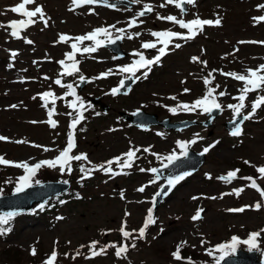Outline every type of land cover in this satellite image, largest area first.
Instances as JSON below:
<instances>
[{
    "label": "rangeland",
    "instance_id": "obj_1",
    "mask_svg": "<svg viewBox=\"0 0 264 264\" xmlns=\"http://www.w3.org/2000/svg\"><path fill=\"white\" fill-rule=\"evenodd\" d=\"M14 1L0 0V7L6 4L7 8V10L0 9L3 13L1 18L5 22L16 16L8 9ZM144 2L158 6L162 0H144ZM37 3L43 6L51 19L50 26L43 31H41L43 24L38 23L22 33L24 36L35 34V37H32L33 46L24 45L22 40H0V55L3 59L0 63V135L8 137L10 141L31 142L17 144L0 141V155L11 161H28L30 164L58 155V150L63 149L67 143L70 131L67 121L70 117L65 113L71 109L63 101H57L56 104L58 115L53 117L59 122L56 129H52L47 123H31L48 119L47 110L41 106L42 101L37 96L38 91L46 87H54L56 92L58 91L52 82V76L57 74L56 70L50 64L45 66L49 57L47 50L50 54L56 52V48L53 47L54 33L51 34L53 26L51 22L59 17L55 21L56 26L69 27V30L81 31V33L89 25L86 22V15L82 14L85 9L77 12L69 11L68 0H37ZM262 3L264 0H196L195 7L189 5L196 15H206L214 20L218 14L222 18L220 26L209 27L206 37L200 38L193 45L182 46L179 51L171 52L163 58L162 62L156 65L159 69L155 70L153 67L148 78L140 79L129 95L113 96L108 92L109 84L115 83L119 78L117 76L95 80L93 83H88L87 88L81 89L80 94H84L85 97L87 94L102 95V100L113 108L110 112L99 111L98 106L90 103L91 107L84 113L87 119L78 126V129L83 127L85 131L76 133V152L86 153L94 164L120 156L127 152L130 146L141 149L143 146L151 147L152 152L167 156L179 148L177 141H189L191 136L196 137V134L203 139H197L192 145L195 151H200L206 143L211 145L215 143V147L206 154L203 166L177 186L154 211L157 217L156 225L149 227L144 240L136 241L137 247L129 250L126 259H118L114 255V249H109L107 255H100L91 260L85 259L84 256L88 254L87 245L91 241L100 242L97 248L109 242L119 244L122 237L118 229L123 220H127L130 230L142 226L147 209L153 206L149 197L162 183L158 181L157 184L150 185L143 193L137 191V185L145 181L148 184L154 176L149 172H140L139 168L147 169L161 164L160 160L143 152L139 153L141 159L128 170L129 175H120L114 179L96 172L93 178L78 183L81 175L78 164L74 165L75 170L72 175H61L58 170L42 168L34 179L68 180L71 187L65 193L42 203L43 210L40 208L42 204H37L27 214L16 213L11 221V231L0 236V264H43L54 248L59 254L56 264H181L173 259L171 253L176 250L177 244L184 240L188 241L189 246L182 249L183 257L192 255L196 264H215L214 260L206 255L205 248L223 243L234 235L243 240L249 233L264 229V207L260 210L248 208L243 213L227 211L230 208L254 205L257 201L264 204V200L253 189L246 188L239 198L235 195L215 200L207 198L219 197L221 193L230 192L232 188H239L248 183L237 180L232 184H224L216 179L219 174L240 169L239 176H255V166L264 163V110L258 111L255 118L243 124V135L240 137L231 136L223 125L224 121L232 119V113L227 109L214 120L215 124L210 135L207 134L208 128L201 125L178 131H170L161 126L141 130L130 126L116 113V109L131 111L141 108L140 105L144 103L147 110H155L154 104H156L161 115L175 116V119H201L195 116L198 115L196 113L179 112L174 115L163 105L175 106L178 102H186L199 95L205 90L202 75H207L213 69L227 72L243 71L246 66L254 65L263 58L264 48L259 44L238 43L244 38H253L254 41L264 39V22L254 26L252 21L255 15H264V10H256V5ZM156 8L160 12L166 11ZM119 9H123V19L120 13L107 15L109 22H115L117 26L126 24L135 12L133 6L125 8L121 5ZM176 13L180 15V12L176 11ZM71 14L74 16L71 17ZM78 15H82V18L75 17ZM188 16L190 14L183 18L186 19ZM143 19L145 23L140 28L129 30L141 31L142 36L134 40H123L129 47L128 50L134 51L139 47L138 40L149 36L148 30H156L150 15ZM89 21H96V16L93 15ZM145 30L148 33L143 35ZM0 36H8L7 31L0 29ZM199 43L205 44L203 49ZM14 47L19 55L15 59V67L10 68L8 64L12 60L8 50ZM234 48L239 49L234 56L227 55L226 58H222L225 54L233 53ZM202 50L205 53L200 56L203 54ZM103 52L106 54L105 50ZM191 52H198L197 57L201 60L205 59L207 67L203 68L201 64H195L187 58ZM93 56L96 59L83 60V68L89 74L99 70L106 71L111 64L121 61L114 59L111 62L110 60L101 62L99 60L105 55ZM33 61L38 63L33 64ZM90 63L93 68L89 66ZM190 70L192 73L188 72ZM42 73L47 74L51 79L44 80ZM214 75L216 76L214 82L221 85V90L226 87L230 93L237 91L238 85L234 80L221 76L218 72ZM92 76L96 77V74ZM77 80L75 78L74 82L76 83ZM185 88L190 89V93H184ZM34 96L37 98L33 99ZM171 96H176L177 101L169 99ZM14 104L18 107H10ZM32 143L47 146L54 151L44 152L42 148L31 146ZM245 160L250 161L252 166L246 165ZM113 167L115 168L116 165L114 164ZM206 173L213 178L208 179ZM23 174L22 169L0 166V189L3 190L0 195L13 192L17 178ZM261 183L264 185V181ZM121 191L124 192L125 199H121ZM77 193L79 199L76 198ZM194 196L200 199L193 200ZM60 201L65 203L62 204ZM198 208L204 209L203 219L194 222L191 217ZM125 212L130 215L125 217ZM107 230L112 231L105 235ZM201 238L208 242L204 247L200 246ZM81 245L85 247L81 249ZM191 245L196 247L193 248ZM33 247L37 253L35 256L31 255ZM239 248L249 250L248 246L243 244ZM77 250L84 255L73 260L72 256ZM257 252L259 256L264 255V233L261 235ZM65 253L68 254L67 257Z\"/></svg>",
    "mask_w": 264,
    "mask_h": 264
},
{
    "label": "snow or ice",
    "instance_id": "obj_2",
    "mask_svg": "<svg viewBox=\"0 0 264 264\" xmlns=\"http://www.w3.org/2000/svg\"><path fill=\"white\" fill-rule=\"evenodd\" d=\"M130 4L133 5H142L141 9L135 13L133 17L128 20L127 28H117L116 25H109L107 27L101 26L93 29L91 32H88L83 35L71 36L66 33L58 34V38L54 41V44H64L70 47V51L64 54V59L57 61L61 66V71L58 73V77L53 80V83L59 86L62 89H65L63 95H57L51 89L38 93L37 96L42 101L41 106L47 110L46 121H32L31 123H47L52 129L58 127V121L53 119L55 115H58L56 104L57 101H64L66 106L71 109V111L65 113L70 117L69 123V134L65 147L58 150V155L51 159H44L38 162L30 164L28 161H11L6 159L4 156L0 155V166H9L15 167L23 170V175H20L16 180V187L14 189L15 193H23L26 189L33 187V182L37 185L41 181L34 179L37 173L42 168H48L52 170H58L61 175H72L75 170L74 165L78 164V170L81 173L78 183H82L87 179L93 178L96 172H101L104 175L108 176L109 179H114L120 175H129L128 170L132 169L136 165L137 161L141 159L139 153H148L154 156L157 160L161 162L167 161L163 164L164 168H168L170 165H175V163L181 159V157H188V149L191 144L197 142V139H203L199 134H196V137L191 141H177V146L180 149L179 154L175 151L168 154L167 156H162L158 153L152 152L151 147H146L141 149L140 147L130 146L128 151L122 153L120 156L113 157L112 159L102 162L100 164H94L87 156L86 153L76 152L77 143H76V133L77 131L83 132L85 129L78 126L81 125L83 121L87 119L85 112L88 110L91 105H87L84 99L77 94L76 89L79 87V84L74 83H65L64 77H77L78 80L83 82H91L89 78L85 77L80 69L81 60L77 59V56L84 58L96 59L92 54L97 53L102 47L108 45H114L117 41L128 39L134 40L142 36L141 31H128V29H137L140 28L145 20L143 18L149 16L150 14L155 13V19L159 21H164L171 23L174 26H178L179 29L184 31H174L171 28L165 30H148L150 36L153 38L148 41L141 42V49L143 50H134L131 55L136 57L129 64L117 65L116 69L109 68L105 72L100 73L98 76L91 78V80H100L107 79L110 76L121 75L123 78L119 81V86L114 87L110 90V94L116 96L121 93V89L125 88L126 81L131 80L133 82L139 81L140 79H147L149 74L153 70L154 65H159L162 62V59L168 55L171 51L179 49L182 47V44L178 41L188 42L194 40L198 35L202 34L205 30V27H216L220 26L222 18L217 14L216 18L213 19H202L199 15L194 14V18L190 20H185L183 17L188 14V9L186 5H191L192 7L196 6V0H162L158 6H154L152 3H146L144 0H128ZM103 5L109 8H115V4H110L109 0H71V5L69 11L75 12L78 8H83L84 6H96ZM34 6V7H29ZM168 6H174L180 12V17L176 15L168 14L162 15L160 12L156 11V7L165 9ZM12 13L18 14L21 16V19H14L8 22L7 24L0 23V29H5L8 31V35L16 40H23L24 43L28 45H33L34 42L28 39L26 36L22 35L27 29L32 26H35L38 23L43 24V28H48L50 17L47 16L46 12L42 5L37 3V0H20L19 3L10 7L9 9ZM130 10V9H127ZM256 10H264V3L256 5ZM89 14L95 13V7H90L88 9ZM3 14V13H0ZM254 26L264 22V15L252 17ZM119 33V35L114 34ZM240 44L251 43V44H261L264 45V41H239ZM155 50L156 54L151 58L145 55V51ZM10 52V59L15 61L18 57L19 52L17 50H8ZM203 51V50H202ZM239 49H234L233 53L225 54L235 55ZM117 57H113L116 59ZM193 63H199L203 67H207V61L201 60L200 57L193 56L191 57ZM38 61H33V64H37ZM10 67L12 65H9ZM26 71V70H25ZM219 73V75L226 78H231L236 82L241 83V87L237 89V95H232L227 88L221 90V85L219 83H214L216 76L214 73ZM139 73V75H138ZM44 80H50L48 76L43 77ZM203 83L205 85L204 95L196 98L194 101L188 102H178L175 106L163 105L168 109L172 114H178L179 112L184 113H199L201 115H207L210 119L214 118V112L223 113L225 109L230 110L232 113V119L230 123L233 127L230 130V135L233 137H240L243 135V124L246 121H250L255 118L258 114V111L264 110V64L258 65L256 68H246L244 72L238 73L235 71L224 72L222 69H213L208 72V74L202 77ZM23 82V81H21ZM183 83V82H182ZM190 89H183L184 93H190ZM123 94H127L124 92ZM252 94H255V98H252ZM37 96H34L33 99H36ZM67 97H72L73 99L67 100ZM230 97L235 103H228L227 105L221 102V98ZM169 99L177 101L176 96H171ZM51 104V107H49ZM12 108H17L18 105H11ZM250 110H247L249 109ZM247 110V111H246ZM138 114L134 113V115ZM99 115V113H97ZM109 131H115V129H109ZM0 141L5 142H14L17 144H28L31 143L27 140H16L10 141L8 137L0 135ZM218 143V142H216ZM131 144V142H130ZM31 146L42 148L44 152L54 151V149L49 148L43 145H37L32 143ZM215 143L209 145L203 149L200 155L208 153ZM75 153V154H74ZM246 165L252 166L250 161L245 160ZM116 165L114 168L113 165ZM140 172H149L154 174L153 179H151L148 184L140 186L137 191L140 193L145 192L146 188L150 185L157 184L161 179L159 175V169L156 167L152 168H139ZM240 169L229 170L226 174L216 177V179L223 181L225 184H232L234 181L243 180L248 181L247 184L239 187L232 188L230 192L221 193L219 197L212 196L207 197L208 199H223L225 196L235 195L237 198L245 191L246 188L255 190L264 200V187H261V184L258 181H264V166H255V171L257 172L256 177L252 176H239L238 173ZM192 175L191 172H183L180 175L169 176L166 178V185H160L158 191H156L152 197L151 203L153 206L157 203V197L167 196L172 189H174L178 184L185 180L186 177ZM208 179L213 177L210 174H205ZM11 182V181H7ZM64 184H68V180L62 181ZM167 187V191L165 188ZM0 189V193H2ZM121 199H125L124 192L120 193ZM76 198L79 199V193L76 194ZM193 200L200 199V197L194 196ZM60 203H65V201H60ZM264 207L260 201H257L254 205H244L240 208H230L227 209L228 212L233 213H243L248 208H254L255 210H260ZM41 210L44 209V205L40 206ZM204 212L203 208H198L195 214L191 217L192 221H199L203 219L202 213ZM15 212H9L0 215V236L6 235L11 231V221L15 217ZM130 213L125 212V217L129 216ZM57 219H63V217H57ZM157 223V217L154 215V207L147 209V214L143 221L142 226L139 229L128 230L127 220H123L121 227L118 229L122 241L118 244L116 242H109L108 244L99 245V241H91L87 245L88 254L84 256L85 259L91 260L100 255H107L109 249H114V255L118 259H126L127 254L130 249H135L137 247L136 241L144 240L147 235V230L150 226H154ZM112 230H107L104 234H108ZM163 231V229H161ZM264 229L260 231H254L248 234L246 239H241L238 236H232L229 242L219 243L213 247L205 248V253L207 256L211 257L215 264H220L221 261H224L226 257L232 255L236 252L237 248L243 244L247 245L248 249L258 250L259 241ZM130 241V243H129ZM70 243V242H69ZM208 242L201 238L200 246L204 247ZM188 245V241H180L176 250L171 253L173 259L181 264H196V262L191 257H183L182 249ZM85 245H81L80 248L83 249ZM195 248L196 245H191ZM219 253V255H216ZM36 249L33 247L31 249V255L35 256ZM58 252L54 248L50 256L43 262V264H56L58 259ZM65 257L68 256L67 253L64 254ZM84 255L80 250H77L75 255L72 256V259L75 260L78 256Z\"/></svg>",
    "mask_w": 264,
    "mask_h": 264
},
{
    "label": "water",
    "instance_id": "obj_3",
    "mask_svg": "<svg viewBox=\"0 0 264 264\" xmlns=\"http://www.w3.org/2000/svg\"><path fill=\"white\" fill-rule=\"evenodd\" d=\"M134 113L126 115V118H129L132 122H135L141 126H148V124L151 121H154L155 118V115H147L140 111L136 115H134ZM214 116L215 112L213 113V117ZM210 120L211 119L209 118L206 123L209 124ZM232 127H230V130ZM188 153V157H181V159L178 160L175 165H170L167 168L169 170L167 174L161 175L160 177H164L166 179L169 176L180 175L183 172H192L193 170L197 169L203 161L204 155L191 153V151H188ZM190 155H194L197 158L193 161ZM159 169L163 170L165 168L162 167ZM164 185H166V181ZM67 186L68 184H64L62 182L41 183L39 185H34L33 187L26 189L23 193H12L9 195L0 196V211L9 213L29 209L34 202H42L46 200V198L50 195L66 189ZM165 191H167V187L165 188ZM162 197L163 195L161 197H158V199ZM221 263L264 264V260L258 261L256 252L254 250H238L235 255L226 257V259L224 261H221Z\"/></svg>",
    "mask_w": 264,
    "mask_h": 264
},
{
    "label": "flooded vegetation",
    "instance_id": "obj_4",
    "mask_svg": "<svg viewBox=\"0 0 264 264\" xmlns=\"http://www.w3.org/2000/svg\"><path fill=\"white\" fill-rule=\"evenodd\" d=\"M122 18V17H121Z\"/></svg>",
    "mask_w": 264,
    "mask_h": 264
}]
</instances>
